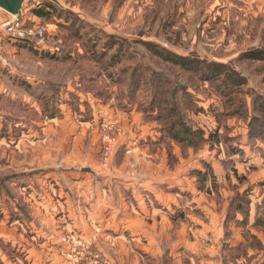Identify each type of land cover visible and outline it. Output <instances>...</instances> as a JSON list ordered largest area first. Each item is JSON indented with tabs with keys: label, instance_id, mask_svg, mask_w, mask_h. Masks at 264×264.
<instances>
[{
	"label": "rangeland",
	"instance_id": "rangeland-1",
	"mask_svg": "<svg viewBox=\"0 0 264 264\" xmlns=\"http://www.w3.org/2000/svg\"><path fill=\"white\" fill-rule=\"evenodd\" d=\"M59 2L26 0L16 16L19 30L40 25L41 36L9 35L10 15L0 26V264L14 258L10 222L29 221L50 188L56 201V179L69 190L63 176L81 164L107 175L119 206L116 174L141 166L122 173L118 161L140 149L166 171L159 182L179 177L157 184L168 198L142 196L170 222L159 251L64 229L66 264H216L230 237L264 236V0ZM40 6L48 13L35 14ZM73 140L76 149L56 151ZM194 236L203 244L187 245ZM252 245L258 264L264 246Z\"/></svg>",
	"mask_w": 264,
	"mask_h": 264
},
{
	"label": "crops",
	"instance_id": "crops-1",
	"mask_svg": "<svg viewBox=\"0 0 264 264\" xmlns=\"http://www.w3.org/2000/svg\"><path fill=\"white\" fill-rule=\"evenodd\" d=\"M9 15L14 17V15L0 8V26ZM33 16L36 17V15ZM36 18L39 17L37 16ZM73 141L72 143H62L65 141H60L56 145V151L59 148L66 149L67 147L73 150L76 149L80 144L76 143V140ZM135 151L136 160L134 161L136 162L134 164V161L126 160L127 158H121L118 161L120 162L118 170L122 173L125 172L126 165H129L130 170L132 165L141 166L137 169L138 175L131 178L124 176L123 178L120 173H117V176L115 175L117 187L115 189H117V197L120 200L119 206L113 204L115 194L112 192V188L109 187L110 181L107 175L102 174L100 177V173L86 166V164H81L79 170L66 171L67 173L63 176L64 179L67 178V180L72 182L69 184V190L64 188L62 184H59L56 179V201L51 197L50 192H52V189L50 188L51 190L48 189V192L50 191L49 194L47 193L43 197L46 199L44 201L45 204L41 203L40 206L36 207L29 221H25L20 216L17 217L18 221L12 220L10 222L12 225H17L11 229L19 230H16L15 233L12 232L9 240H4L6 248L11 246L10 249L13 252L11 254L14 256V258L11 256V263L9 264H66L58 249L60 244L63 247L65 246L64 248L67 247L59 238L60 232L64 229L68 231L71 229L79 230L81 235L86 236L89 235V232L93 234V230L95 229L100 230L103 233L102 236L101 233L99 236L105 245L109 241L108 238L111 234H115L118 236V243L124 247L122 250L130 251L127 245L133 243L134 246L138 247L136 248L138 252L156 255L160 249L157 248L158 244H161L166 239L162 234L167 233V227L170 226V224L168 226L167 224L170 222L167 221L168 216L166 214L161 215L159 213L162 210L158 209L156 203L148 201L146 204L142 201V196H151L155 199L168 198V195H164L157 190V184L164 183V180L172 182V180L179 177H173L172 174H169L168 177L163 178L162 182H159L158 178H162L166 171L161 175L158 174V166L152 159L147 162L144 157H139L141 149ZM75 158L77 157H73L72 159ZM262 164L264 166V163ZM185 170V168L180 167L176 173L179 172L180 174ZM137 176L138 178H135ZM97 177H100L98 179L100 184L94 183V179ZM139 189L145 193H142ZM123 194L133 199L130 203L131 206L125 204L121 198ZM158 213L159 218L163 220L158 221ZM249 225H252V222L246 225V230L252 229V227L249 228ZM249 234L251 237H230L229 246H226L230 247V249H218V254L214 256L218 257V263L216 264H250L249 261L253 260V253L255 255L257 253V250H254L252 247V240L255 239L261 246H264V236L251 230ZM192 238L185 237V240L188 241L187 245L198 246L203 244L205 240V236H194ZM213 243L214 246L220 244L217 240ZM242 246H244V249H242ZM228 250H242L243 252L235 253L234 256L229 257ZM3 253L4 257L0 260L8 257L7 251ZM16 253L19 256L14 255ZM225 255H228L229 258L227 259ZM20 256L23 262L19 260ZM138 257H135L136 260ZM258 264H264V258Z\"/></svg>",
	"mask_w": 264,
	"mask_h": 264
},
{
	"label": "built area",
	"instance_id": "built-area-1",
	"mask_svg": "<svg viewBox=\"0 0 264 264\" xmlns=\"http://www.w3.org/2000/svg\"><path fill=\"white\" fill-rule=\"evenodd\" d=\"M22 17V16H21ZM16 16L14 15V20H11L10 22H7L4 24L7 33H9V35L15 36V37H21V38H34L35 36H41L42 35V29L40 25H31V24H26L25 27H21L19 30L17 27L19 26H23V25H17L16 24V20H15ZM23 28V29H22ZM64 239H66V237H64Z\"/></svg>",
	"mask_w": 264,
	"mask_h": 264
},
{
	"label": "water",
	"instance_id": "water-1",
	"mask_svg": "<svg viewBox=\"0 0 264 264\" xmlns=\"http://www.w3.org/2000/svg\"><path fill=\"white\" fill-rule=\"evenodd\" d=\"M60 3L59 0H52ZM25 0H0V8L17 17L22 16V9Z\"/></svg>",
	"mask_w": 264,
	"mask_h": 264
},
{
	"label": "trees",
	"instance_id": "trees-1",
	"mask_svg": "<svg viewBox=\"0 0 264 264\" xmlns=\"http://www.w3.org/2000/svg\"><path fill=\"white\" fill-rule=\"evenodd\" d=\"M35 14L39 15V16H43L45 14L48 13V8L47 6H45V8H42L41 6L40 7H37V8H33ZM258 55H262L264 57V49H261L260 51H258ZM183 59V58H182Z\"/></svg>",
	"mask_w": 264,
	"mask_h": 264
}]
</instances>
